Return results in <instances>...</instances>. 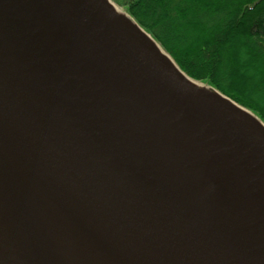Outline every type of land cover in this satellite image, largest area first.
<instances>
[{
	"label": "water",
	"instance_id": "95a60500",
	"mask_svg": "<svg viewBox=\"0 0 264 264\" xmlns=\"http://www.w3.org/2000/svg\"><path fill=\"white\" fill-rule=\"evenodd\" d=\"M136 25L0 0V264H264V123Z\"/></svg>",
	"mask_w": 264,
	"mask_h": 264
},
{
	"label": "trees",
	"instance_id": "16d2710c",
	"mask_svg": "<svg viewBox=\"0 0 264 264\" xmlns=\"http://www.w3.org/2000/svg\"><path fill=\"white\" fill-rule=\"evenodd\" d=\"M192 79L264 122V0H114Z\"/></svg>",
	"mask_w": 264,
	"mask_h": 264
},
{
	"label": "bare ground",
	"instance_id": "6f19581e",
	"mask_svg": "<svg viewBox=\"0 0 264 264\" xmlns=\"http://www.w3.org/2000/svg\"><path fill=\"white\" fill-rule=\"evenodd\" d=\"M112 7H113V10L114 12H116L117 15H119V17H121L125 22L133 25L134 27L140 29L136 23L126 14V12H124L122 9H120L119 7H117L111 0H109ZM155 43V42H154ZM155 45L157 46V48L161 51V53L163 52V54L167 57V59L172 63L174 64V66L181 72V74L185 77V79H187V81H189L191 84H193L195 87H197L199 90H202V91H209L211 90L210 87H208L206 84H203L201 82H195L194 80H192L191 78H189L186 74H184L178 67L177 65L175 64V62H173L172 58L166 53L164 52V50L155 43ZM263 125V124H262ZM264 126V125H263Z\"/></svg>",
	"mask_w": 264,
	"mask_h": 264
},
{
	"label": "rangeland",
	"instance_id": "374dc122",
	"mask_svg": "<svg viewBox=\"0 0 264 264\" xmlns=\"http://www.w3.org/2000/svg\"><path fill=\"white\" fill-rule=\"evenodd\" d=\"M117 7H119L120 9H122L124 12H125V9H124V7H122V6H120L118 3H116L114 0H111ZM128 15V14H127ZM129 16V15H128ZM191 78V77H190ZM195 82H196V80H194ZM197 82H199V81H197ZM201 83H203V82H201ZM203 84H205V83H203ZM222 94V93H221ZM224 95V94H223ZM227 97V96H226ZM229 98V97H228ZM232 100V99H231ZM236 103V102H235ZM239 105V104H238ZM241 106V105H240Z\"/></svg>",
	"mask_w": 264,
	"mask_h": 264
}]
</instances>
